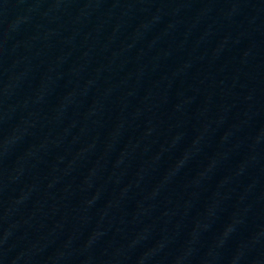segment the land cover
<instances>
[{"label":"water","instance_id":"1","mask_svg":"<svg viewBox=\"0 0 264 264\" xmlns=\"http://www.w3.org/2000/svg\"><path fill=\"white\" fill-rule=\"evenodd\" d=\"M157 264H264V27Z\"/></svg>","mask_w":264,"mask_h":264}]
</instances>
